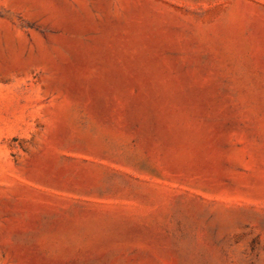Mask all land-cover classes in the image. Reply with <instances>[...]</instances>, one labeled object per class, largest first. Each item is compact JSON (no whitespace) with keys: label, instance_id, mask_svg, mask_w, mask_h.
Listing matches in <instances>:
<instances>
[{"label":"rangeland","instance_id":"374dc122","mask_svg":"<svg viewBox=\"0 0 264 264\" xmlns=\"http://www.w3.org/2000/svg\"><path fill=\"white\" fill-rule=\"evenodd\" d=\"M0 264H264V0H0Z\"/></svg>","mask_w":264,"mask_h":264}]
</instances>
